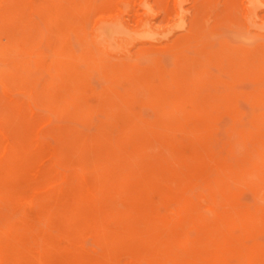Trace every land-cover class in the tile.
I'll return each instance as SVG.
<instances>
[{
    "label": "rangeland",
    "instance_id": "rangeland-1",
    "mask_svg": "<svg viewBox=\"0 0 264 264\" xmlns=\"http://www.w3.org/2000/svg\"><path fill=\"white\" fill-rule=\"evenodd\" d=\"M86 1L4 3L60 58L0 74V139L45 142L60 170L83 172L45 187L98 194L71 235L99 264H264V0ZM22 208L40 211L0 198V213Z\"/></svg>",
    "mask_w": 264,
    "mask_h": 264
},
{
    "label": "bare ground",
    "instance_id": "bare-ground-1",
    "mask_svg": "<svg viewBox=\"0 0 264 264\" xmlns=\"http://www.w3.org/2000/svg\"><path fill=\"white\" fill-rule=\"evenodd\" d=\"M6 1L8 0H0V74H4L14 69H23L24 63L25 65L27 63V67L31 70L34 67H39L40 70L53 69L54 62L60 58L59 51L54 49L51 52L46 53V55H43V53L38 51L36 48L38 40L40 39L38 37L39 34L37 37L34 38H29L30 36L24 37L23 35H20L19 31L12 27L14 21L18 17L19 11L15 8L5 7L4 3ZM117 1L118 0L110 1L108 4L109 7L113 10H119L120 5ZM87 4L88 1L86 0L83 1V5H80V1L75 0L74 8L80 11L85 8ZM42 7H45L47 9L49 8L48 6H46V4ZM146 9L148 8L146 7ZM49 13L50 14H46V16H44L42 19V23L46 26V28L47 26H55L56 23L59 21L60 12L54 11ZM42 23L40 24L41 27ZM26 24L30 26L32 23L26 22ZM85 27L89 28L87 26ZM53 35L57 36V33L54 32ZM73 36H75V34ZM43 37H45L44 34ZM200 37L202 36L200 35ZM89 39L90 38L88 37V40ZM5 43H12L14 48L11 50L4 49L3 45ZM93 49L94 51H96L95 47H93ZM44 59L45 61H48V63H42L41 60ZM38 72L40 73V71ZM101 77H103V75ZM38 79L39 77H37V80ZM0 84L2 86V90L6 91L8 88L7 84L1 80ZM114 99L116 98L114 97ZM70 131L73 133L75 130L70 129ZM246 132H248V130ZM3 134V129L0 125V138ZM75 145V150L80 151V142H75L74 146ZM46 146L47 144L45 142H37L29 136L23 138L21 142L17 143H9L5 140L0 139V198L10 200L11 202L19 201L25 206H31L33 204H38L40 206V211L34 215H30L25 208H22L18 211L8 210L4 213H0V264H57L56 255L59 252H65L69 254L71 260L74 261L76 264H99L95 257L86 256L80 250L81 248L77 249V246L79 247L80 244L71 235V233L73 232V230H75L76 227L74 224L75 220L83 216V207L85 205H88V203H96L99 200V196L97 193H90L89 191L73 192L69 188H65L64 191L61 192H57L53 188L47 189L45 186L46 184H49L52 175L56 176V180L63 181L64 184H67V182L69 183L72 180L71 176H75L77 182H81L83 179V172L81 170H76L75 172L67 174L66 172L60 170L56 166L54 160L51 158V154H49L48 152H44V150L42 151V149H45ZM97 149L99 148H94V150L98 151ZM93 172L98 177H102L104 175L100 173L99 168L97 166L94 167ZM70 178L71 180H69ZM24 180L25 182H27V187L24 189H22L21 185H13L16 181L18 182ZM114 183L124 184V181L119 180V182ZM37 188H39V190H37ZM172 200L174 201V199ZM172 204L175 203L173 202ZM157 210L159 211V209ZM86 215L90 217L89 213H87ZM54 216L57 217L58 222L54 221ZM97 222L108 223V219L105 217L103 220L100 219V221ZM238 223L240 224V222ZM242 227L244 228V225H242ZM54 228H56L55 231H53ZM31 230L33 232H31L30 234L29 232Z\"/></svg>",
    "mask_w": 264,
    "mask_h": 264
}]
</instances>
